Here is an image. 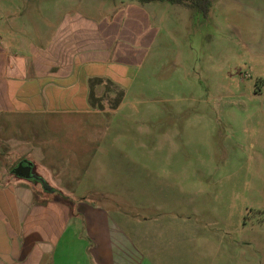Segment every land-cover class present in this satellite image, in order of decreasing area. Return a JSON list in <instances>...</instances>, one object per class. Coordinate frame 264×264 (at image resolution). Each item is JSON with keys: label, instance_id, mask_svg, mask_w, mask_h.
Returning <instances> with one entry per match:
<instances>
[{"label": "rangeland", "instance_id": "1", "mask_svg": "<svg viewBox=\"0 0 264 264\" xmlns=\"http://www.w3.org/2000/svg\"><path fill=\"white\" fill-rule=\"evenodd\" d=\"M55 1L0 0V8L47 10ZM237 5L214 6L206 16L184 5H162L161 33L113 109L119 108L104 115L103 130L63 116L51 126L57 132L36 142L58 157L39 164L23 160L50 188L46 163L89 169L72 174L74 200L12 176L22 150L1 135L0 173L69 203L77 218L98 206L101 216L148 222L146 238L157 262L264 264V54L252 53L245 6ZM32 15L38 16L21 19ZM105 88L95 95L96 109L120 97Z\"/></svg>", "mask_w": 264, "mask_h": 264}, {"label": "crops", "instance_id": "2", "mask_svg": "<svg viewBox=\"0 0 264 264\" xmlns=\"http://www.w3.org/2000/svg\"><path fill=\"white\" fill-rule=\"evenodd\" d=\"M210 1L211 8L245 6L242 19L251 51L264 54V0ZM166 3L58 0L47 10L0 8V135L2 142L14 140L16 150H22L17 163L25 156L36 164L58 157L44 152L48 144L41 148L36 142L57 132L51 126L63 116L103 130L108 124L104 115L115 107L100 103L96 109L95 95L105 94V86L128 92L161 33ZM25 13L38 16L21 19ZM52 163L43 170L54 183L51 191L74 200L72 174L89 169L73 171L58 168V160ZM63 200H52L5 170L0 173V264H167L152 254L148 222L101 216L98 206L77 218Z\"/></svg>", "mask_w": 264, "mask_h": 264}, {"label": "trees", "instance_id": "3", "mask_svg": "<svg viewBox=\"0 0 264 264\" xmlns=\"http://www.w3.org/2000/svg\"><path fill=\"white\" fill-rule=\"evenodd\" d=\"M138 1L141 3H149V2H157V1H161V0H138ZM166 1H168L169 3L174 4V5H184L186 7L191 8V9H197L204 16H206L209 13V10L211 8L210 0H166ZM122 96H123V93H120V97L117 100V102L115 103V105H113V107L118 106L120 100L122 99ZM16 165H14V167ZM14 167H12V169ZM11 175L14 176L13 174H11ZM31 181L33 182L34 180H31Z\"/></svg>", "mask_w": 264, "mask_h": 264}, {"label": "water", "instance_id": "4", "mask_svg": "<svg viewBox=\"0 0 264 264\" xmlns=\"http://www.w3.org/2000/svg\"><path fill=\"white\" fill-rule=\"evenodd\" d=\"M11 174L27 180L39 181L45 191H51V188L45 183L42 178L37 177L32 173L30 165H27L25 160L20 161L17 166L11 170Z\"/></svg>", "mask_w": 264, "mask_h": 264}, {"label": "flooded vegetation", "instance_id": "5", "mask_svg": "<svg viewBox=\"0 0 264 264\" xmlns=\"http://www.w3.org/2000/svg\"><path fill=\"white\" fill-rule=\"evenodd\" d=\"M17 164H18V163H17ZM16 166H17V165H16ZM16 166H15V167H16Z\"/></svg>", "mask_w": 264, "mask_h": 264}]
</instances>
